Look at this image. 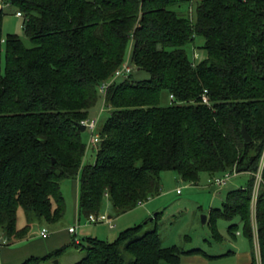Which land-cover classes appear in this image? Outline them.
<instances>
[{"label":"trees","instance_id":"16d2710c","mask_svg":"<svg viewBox=\"0 0 264 264\" xmlns=\"http://www.w3.org/2000/svg\"><path fill=\"white\" fill-rule=\"evenodd\" d=\"M192 1L0 0V234L10 245L28 239L36 222L64 219V181L80 182L81 221L107 206L112 218L135 210L161 194L167 171L192 184L202 173H236L248 176L246 185L230 189L210 221L234 222L233 237L239 221L249 264H258L256 238L264 264V0H202L195 19L172 9ZM4 6L22 14L30 47L4 37ZM197 37L206 56L199 62L187 53ZM131 46L130 65L150 79L132 73L108 87L96 161L84 165L79 125ZM164 95L173 101L163 105ZM159 217L114 243L88 238L84 247L75 238L23 264L53 262L70 249L86 253L75 264H181L183 254L201 252L164 247L158 225L144 232Z\"/></svg>","mask_w":264,"mask_h":264},{"label":"rangeland","instance_id":"374dc122","mask_svg":"<svg viewBox=\"0 0 264 264\" xmlns=\"http://www.w3.org/2000/svg\"><path fill=\"white\" fill-rule=\"evenodd\" d=\"M201 1L193 0L190 4L174 6L172 9L181 15L183 14L190 16L191 19H195V10ZM3 8L5 14L3 21L4 37L17 35L27 47H30L31 42L23 30V18L16 15L17 10L15 8L7 6ZM203 44L204 39L197 37L194 43L187 46V53L192 60H194V54L198 55L197 60H194L195 62H199L206 57L200 50ZM5 48H3L4 52ZM127 58L128 54L126 60ZM133 77L140 80L150 79L148 73L140 72L136 69L133 71ZM170 103L171 100L164 95L163 105ZM109 115L110 111L105 106V99L101 92V99L91 112L89 120L90 122L98 120L99 131L103 128ZM82 137L87 145L84 165H89L96 161L93 136L91 131L87 129L83 132ZM259 175L257 187L261 181ZM247 181V175H239L233 177L227 183V186L217 188L213 186L214 180L207 173H202L198 183L192 184L184 182L176 172L167 171L162 174V192L159 196L146 201L143 206H138L135 210L113 219H108L112 213L107 206L104 212L99 214V216H106L107 218L103 223H89L87 218H82L79 221V213L76 211L74 198H72L70 192L73 181H64L62 183L66 199V214L64 219L53 227L36 222L32 227L28 240L31 242L38 240L45 225L48 229L49 227L51 228L49 231L59 229L61 232L66 231L69 227H76L78 237L82 240L84 247L87 246L86 240L88 238L111 244L118 239L121 232L134 226L143 225L151 218L155 219V216L158 214L160 217L156 221L157 224L155 221L149 222L145 226L144 232L158 225L164 247L175 246L183 252L192 250L201 251L200 253L183 254L181 264H248L251 260L252 246L245 237L240 222L235 221L238 222L239 227L235 231L236 237H233L228 229L234 222H230L219 216L216 217L213 223L210 221L212 210L221 209L227 192L230 189L245 186ZM204 217L207 218L206 223L203 222ZM25 226V214L20 210L18 214V227L22 229ZM15 245L18 246V243L13 244V246ZM256 253L258 261L259 250L257 247ZM85 255L86 253L82 250L70 249L69 252L58 260L46 264H75L84 258Z\"/></svg>","mask_w":264,"mask_h":264},{"label":"crops","instance_id":"0c3cea01","mask_svg":"<svg viewBox=\"0 0 264 264\" xmlns=\"http://www.w3.org/2000/svg\"><path fill=\"white\" fill-rule=\"evenodd\" d=\"M131 49L132 46L128 51L129 53L126 61H130ZM70 192L72 194V198H74L76 211H79V196H80L79 180L73 181ZM109 218L113 219L110 215ZM43 228H47V227H43ZM70 228L71 227H69V229ZM49 229L51 228L49 227ZM69 229H67L64 232H61L59 229L58 230L53 229L50 231V236L46 239L40 237L38 240L32 242L26 239L21 243H18V246L17 245L5 246L2 250V254L0 255V264H20V263L22 264L23 262H26L31 258H43L62 247L68 246L72 244L75 238L76 240L78 239L80 242H82V240L78 237V232L76 237L75 235L70 234ZM251 260H252V255H251ZM251 260L249 261V263L251 262Z\"/></svg>","mask_w":264,"mask_h":264},{"label":"built area","instance_id":"2783aa9c","mask_svg":"<svg viewBox=\"0 0 264 264\" xmlns=\"http://www.w3.org/2000/svg\"><path fill=\"white\" fill-rule=\"evenodd\" d=\"M18 17H23L22 14L20 12H18L16 14ZM197 54H194V60H197ZM134 71V68L130 65V61H126L122 67L116 71L114 77L112 78V80L108 83H106L102 88H101V92L103 94V96H105L108 87L113 84L114 82L118 81L119 79H125L128 78ZM173 98H171V101ZM203 102L205 104H209V100L206 96H204L203 98ZM86 126V129H89L92 133L93 136V144L95 146V148L100 144L101 138H100V134L98 131V120H93L92 122H90V120L86 121L83 123ZM237 176V174H227L224 177H220V178H216L214 179V182L212 183L213 186L217 187V188H223L225 186H227V183L233 178ZM259 179L260 175H259ZM145 202H139L138 206H143ZM109 219V218H108ZM107 218L106 216H97V215H91L88 219L89 223H103L104 221H106ZM80 221V220H79ZM70 234L75 235L77 237V228L76 227H71L69 229ZM50 236V231L48 228H44L42 229V233H41V237L46 239ZM76 243L79 244V240H76ZM8 245L7 239L5 238V236L0 234V255L2 254V250L5 246ZM256 247L259 250V257H258V264H263L262 262V258H261V253H260V247H259V242L256 238Z\"/></svg>","mask_w":264,"mask_h":264},{"label":"water","instance_id":"95a60500","mask_svg":"<svg viewBox=\"0 0 264 264\" xmlns=\"http://www.w3.org/2000/svg\"><path fill=\"white\" fill-rule=\"evenodd\" d=\"M79 128H80L81 132H85L86 131V126L84 124H80ZM242 135H243L244 141L246 143H250L252 141V138L250 137V135H249V133H248V131H247L245 126H243ZM206 221H207V218L204 217L203 222L206 223Z\"/></svg>","mask_w":264,"mask_h":264}]
</instances>
